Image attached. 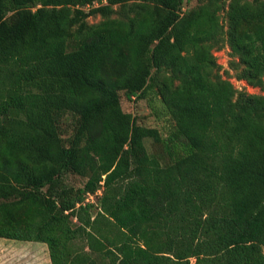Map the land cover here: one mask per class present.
Segmentation results:
<instances>
[{
	"label": "trees",
	"instance_id": "1",
	"mask_svg": "<svg viewBox=\"0 0 264 264\" xmlns=\"http://www.w3.org/2000/svg\"><path fill=\"white\" fill-rule=\"evenodd\" d=\"M184 2L0 0V238L52 264H264V95L213 53L264 88V0ZM152 93L166 139L122 108Z\"/></svg>",
	"mask_w": 264,
	"mask_h": 264
},
{
	"label": "rangeland",
	"instance_id": "2",
	"mask_svg": "<svg viewBox=\"0 0 264 264\" xmlns=\"http://www.w3.org/2000/svg\"><path fill=\"white\" fill-rule=\"evenodd\" d=\"M199 0H185L183 5V12L189 11L198 5ZM102 20L101 17H92L89 19V23L96 24ZM222 22L224 26L227 25L225 15H222ZM217 63L220 66V74L223 79L230 81L237 91L246 92L252 95H264V88H257L250 86L246 81L240 80L238 74L240 69L237 71L233 68V62L237 60L232 57V52L228 45L225 44L221 48H215L213 51ZM122 108L126 113H130L137 120L139 125L157 129L163 138H168L169 134L174 129V122L169 116L166 108L164 107L160 98L152 93L144 99L127 100L122 96ZM67 135L71 133L72 124H67ZM169 148L163 144H154L152 140H145L144 144L140 148L142 155L151 154H164L169 159V150L175 152L177 155H183L186 152V145L184 142L170 143ZM174 147V148H173ZM87 179L79 177L77 175L66 176V182L69 186L75 187L76 189L84 187ZM95 201V200H94ZM93 201V202H94ZM22 247V244H18ZM16 247H2L0 243V264H30L29 257H23L21 249ZM46 252H47V246ZM49 253V250H48ZM35 264V263H34ZM39 264H45L43 262ZM50 264H52L50 262Z\"/></svg>",
	"mask_w": 264,
	"mask_h": 264
},
{
	"label": "crops",
	"instance_id": "3",
	"mask_svg": "<svg viewBox=\"0 0 264 264\" xmlns=\"http://www.w3.org/2000/svg\"><path fill=\"white\" fill-rule=\"evenodd\" d=\"M0 243L2 247L11 248L16 247L18 244H22L21 246H18L21 249V255L23 257H29V263L30 264H39L41 262L45 264H50L51 259L50 255L48 253V247L46 252V244L38 243V242H21V241H15V240H8L4 238H0ZM47 246V245H46Z\"/></svg>",
	"mask_w": 264,
	"mask_h": 264
},
{
	"label": "built area",
	"instance_id": "4",
	"mask_svg": "<svg viewBox=\"0 0 264 264\" xmlns=\"http://www.w3.org/2000/svg\"><path fill=\"white\" fill-rule=\"evenodd\" d=\"M101 194V192H99V195ZM94 201V196H89V198L87 199V202H93Z\"/></svg>",
	"mask_w": 264,
	"mask_h": 264
}]
</instances>
